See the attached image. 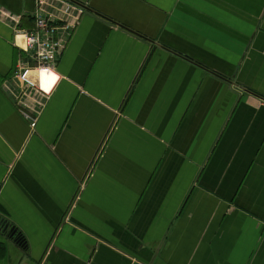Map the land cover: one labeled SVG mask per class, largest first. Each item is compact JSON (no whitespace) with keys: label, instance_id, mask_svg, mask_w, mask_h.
I'll return each instance as SVG.
<instances>
[{"label":"crops","instance_id":"obj_1","mask_svg":"<svg viewBox=\"0 0 264 264\" xmlns=\"http://www.w3.org/2000/svg\"><path fill=\"white\" fill-rule=\"evenodd\" d=\"M70 2L0 0V264H264V0Z\"/></svg>","mask_w":264,"mask_h":264},{"label":"built area","instance_id":"obj_2","mask_svg":"<svg viewBox=\"0 0 264 264\" xmlns=\"http://www.w3.org/2000/svg\"><path fill=\"white\" fill-rule=\"evenodd\" d=\"M71 6L69 3H66L67 8L61 10L64 15H69ZM72 10L74 8L70 12ZM54 17V14L40 9L39 13L35 15V30L23 34L26 43V52L33 54L32 61L34 64L29 61H21L18 64L14 74V82H17L18 85H15L14 82L9 84V92L12 95L17 97L20 90L35 91L48 95L57 83L58 80H54L50 91L45 92L41 81L42 73H44L42 71L58 76L55 72V66L64 46L56 38L59 36L60 30L62 28L69 29L71 23L67 19L59 20L61 17H55L58 19L56 20ZM61 20L66 23L61 24ZM6 22L7 24L15 26L17 18L8 16Z\"/></svg>","mask_w":264,"mask_h":264},{"label":"bare ground","instance_id":"obj_3","mask_svg":"<svg viewBox=\"0 0 264 264\" xmlns=\"http://www.w3.org/2000/svg\"><path fill=\"white\" fill-rule=\"evenodd\" d=\"M42 72H44V73H42V78H41L43 87L51 89L52 82L56 79H54V76L52 74H50L46 71H42Z\"/></svg>","mask_w":264,"mask_h":264},{"label":"rangeland","instance_id":"obj_4","mask_svg":"<svg viewBox=\"0 0 264 264\" xmlns=\"http://www.w3.org/2000/svg\"><path fill=\"white\" fill-rule=\"evenodd\" d=\"M67 1L69 2V1H71V0H67ZM70 4H71L72 6H74V4L76 5V3H72V2H70ZM77 8H78V7H77ZM78 9H79V8H78ZM78 9H77V10H78ZM78 12L82 14V13H83V10H82V9H79ZM71 24H72V23H71ZM22 47H24V46H22ZM59 79H60V77H59ZM59 79H58V81H59ZM58 81H57V82H58ZM56 84H57V83H56ZM56 84H55V86H56ZM55 86H54V87H55ZM33 123H34V122H33Z\"/></svg>","mask_w":264,"mask_h":264},{"label":"clouds","instance_id":"obj_5","mask_svg":"<svg viewBox=\"0 0 264 264\" xmlns=\"http://www.w3.org/2000/svg\"><path fill=\"white\" fill-rule=\"evenodd\" d=\"M53 76H54V79H56V80L59 79V77L56 76L55 74H53ZM42 87H43V86H42ZM43 90H44L45 92H49V91H50V89H48V88H44Z\"/></svg>","mask_w":264,"mask_h":264},{"label":"water","instance_id":"obj_6","mask_svg":"<svg viewBox=\"0 0 264 264\" xmlns=\"http://www.w3.org/2000/svg\"><path fill=\"white\" fill-rule=\"evenodd\" d=\"M1 224L4 226V228H7L8 225H10L7 221L3 220Z\"/></svg>","mask_w":264,"mask_h":264}]
</instances>
